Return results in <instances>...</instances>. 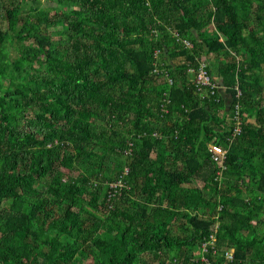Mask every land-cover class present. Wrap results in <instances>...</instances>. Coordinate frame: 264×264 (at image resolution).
I'll return each mask as SVG.
<instances>
[{
	"label": "trees",
	"instance_id": "obj_1",
	"mask_svg": "<svg viewBox=\"0 0 264 264\" xmlns=\"http://www.w3.org/2000/svg\"><path fill=\"white\" fill-rule=\"evenodd\" d=\"M0 11V264H264V0Z\"/></svg>",
	"mask_w": 264,
	"mask_h": 264
},
{
	"label": "built area",
	"instance_id": "obj_2",
	"mask_svg": "<svg viewBox=\"0 0 264 264\" xmlns=\"http://www.w3.org/2000/svg\"><path fill=\"white\" fill-rule=\"evenodd\" d=\"M183 44L185 45V47H187L188 49H191V45L187 42H183ZM172 83V81H170ZM196 87L198 89V91L200 92L202 97H205L207 94H210V97L215 95L217 91H219V84L216 80H214V78H212L208 71H207V67L205 64H202L200 69L196 72ZM205 93V94H204ZM207 93V94H206ZM165 107L163 108V111L165 112ZM128 170L126 172V174H128ZM123 179V178H121ZM124 187V182L123 180H120L118 182H112L111 184V188L109 191V197H115L119 190ZM120 193V192H119ZM215 242V237L212 238V241H208L206 243H204V251L208 252V246L209 244H214ZM203 260L205 262H207V264H211V262L208 261V259L206 257L203 258Z\"/></svg>",
	"mask_w": 264,
	"mask_h": 264
},
{
	"label": "rangeland",
	"instance_id": "obj_3",
	"mask_svg": "<svg viewBox=\"0 0 264 264\" xmlns=\"http://www.w3.org/2000/svg\"><path fill=\"white\" fill-rule=\"evenodd\" d=\"M43 6H47V4H44ZM4 26H7V21L6 19L4 18V11H0V27H4ZM50 31H54V29H51ZM194 75L190 74L189 75V78L190 79H194ZM219 154V153H218Z\"/></svg>",
	"mask_w": 264,
	"mask_h": 264
},
{
	"label": "crops",
	"instance_id": "obj_4",
	"mask_svg": "<svg viewBox=\"0 0 264 264\" xmlns=\"http://www.w3.org/2000/svg\"><path fill=\"white\" fill-rule=\"evenodd\" d=\"M218 84H219V83H218ZM219 85H220V84H219ZM219 91H220V93L222 94V96L225 97V99H226V103L230 105V99H231V97L225 92V89L220 88ZM213 150H214V149H213ZM216 153L218 154L219 152L216 151Z\"/></svg>",
	"mask_w": 264,
	"mask_h": 264
}]
</instances>
